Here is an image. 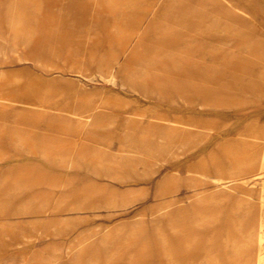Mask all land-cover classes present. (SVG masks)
<instances>
[{"label":"rangeland","instance_id":"rangeland-1","mask_svg":"<svg viewBox=\"0 0 264 264\" xmlns=\"http://www.w3.org/2000/svg\"><path fill=\"white\" fill-rule=\"evenodd\" d=\"M42 2L0 0V264H264V0Z\"/></svg>","mask_w":264,"mask_h":264},{"label":"bare ground","instance_id":"bare-ground-1","mask_svg":"<svg viewBox=\"0 0 264 264\" xmlns=\"http://www.w3.org/2000/svg\"><path fill=\"white\" fill-rule=\"evenodd\" d=\"M17 2V1H16ZM41 2H42V0H41ZM18 3V2H17ZM42 4H43V2H42ZM34 6V5H33ZM27 8V7H26ZM13 9V8H12ZM28 9V8H27ZM30 9V8H29ZM28 9V10H29ZM48 9V8H47ZM25 10V9H24ZM42 10V9H41ZM47 11V10H46ZM11 12H13V11H11ZM44 12V11H43ZM42 12V14L44 15V13ZM21 13V12H20ZM47 13V12H46ZM45 16H46V14H45ZM16 18V17H15ZM40 18V17H39ZM15 21H13V23H14ZM35 26V25H34ZM43 26V25H42ZM13 27V26H12ZM37 27H39V26H37ZM26 33V32H25ZM27 35V34H26ZM29 36V35H28ZM29 38V37H28ZM46 38H47V36H46ZM49 38V37H48ZM52 38V37H51ZM54 39V38H53ZM33 40V39H32ZM39 41H41V40H39ZM46 41H48V40H46ZM21 42V41H20ZM19 42V43H20ZM28 42H30V41H28ZM34 42V41H33ZM37 42H38V40H37ZM44 42V41H43ZM36 43V42H35ZM41 43H42V41H41ZM34 44V43H33ZM44 44V43H43ZM54 45V44H53ZM18 46H19V44H18ZM41 46V45H40ZM42 47V46H41ZM21 48V47H20ZM34 48V47H33ZM51 48V47H50ZM53 48V47H52ZM0 49H3V48H0ZM3 52H4V49H3ZM51 52V51H50ZM39 53V52H38ZM27 54V53H26ZM37 54V53H36ZM48 54V53H47ZM46 54V55H47ZM29 55H31V54H29ZM45 55V56H46ZM33 56V55H32ZM35 56V55H34ZM41 56V55H40ZM40 58V57H39ZM32 60V59H31ZM43 60V59H42ZM35 61V60H34ZM45 140V139H44ZM22 141V140H21ZM46 142V141H45ZM49 144V143H48ZM48 146H46L45 144H42V145H40L39 146V148L42 150V155L44 156V157H46V158H48V159H53V160H57V161H60V162H62V161H64V159H67L66 161L68 162V159H69V153L68 152H66V153H59V152H55V153H48V152H46V148H47ZM133 153V152H132ZM135 153V152H134ZM147 154H149V152L147 153ZM129 157V156H128ZM103 166V165H102ZM213 172L215 173V174H217V177H213L214 178V181H216V182H218V181H223L222 179H223V177H221V172H220V170H219V168L218 167H216V166H213ZM234 172H232V174H233ZM213 180V179H212ZM225 180V179H224ZM35 183L37 182V179L34 181ZM24 183V182H23ZM235 184V183H234ZM230 188H228L227 186H222L221 188H219L215 193H213L212 194V197H211V202H213V203H215L217 200H222V199H224L225 197H227V196H229V195H227V191L229 190ZM205 191V190H204ZM231 192V191H230ZM208 193V192H207ZM209 193H210V191H209ZM83 194V193H82ZM207 195V194H206ZM227 195V196H226ZM209 196V195H208ZM78 197V196H77ZM232 197V196H231ZM74 198H76V196L74 197ZM73 199V198H72ZM194 199V198H193ZM230 199V198H229ZM232 199V198H231ZM236 199V198H235ZM73 201V200H72ZM93 201V200H92ZM67 202V201H66ZM65 202V203H66ZM220 203V202H219ZM68 204H70V203H68ZM94 204V203H93ZM192 204H193V202H192ZM199 204V203H198ZM65 205V204H64ZM84 205V204H83ZM194 205V204H193ZM200 205V204H199ZM206 205H208V204H206ZM211 205V204H210ZM217 205H218V203H217ZM228 205V204H227ZM82 206V205H81ZM87 206V205H86ZM94 206V205H93ZM195 206V205H194ZM203 206V205H202ZM96 207V206H95ZM209 207V206H208ZM230 207V206H229ZM86 208V207H85ZM193 208V207H192ZM205 208V207H204ZM203 208V209H204ZM231 208V207H230ZM235 208V207H234ZM238 208V207H237ZM197 209V208H196ZM206 209V208H205ZM220 209V208H219ZM233 209V208H232ZM76 210H78V209H76ZM193 210H195V209H193ZM209 210V209H208ZM202 211H204V210H202ZM206 212V211H205ZM243 212H245V211H243ZM251 212V211H250ZM250 215V214H249ZM182 218V217H181ZM196 218V217H195ZM206 219L205 220H207V221H209V222H211L212 224H215L216 222H219L220 221V218H219V213H218V211L216 210V209H212V211H211V213H210V215H207V217H205ZM223 218V217H222ZM179 220V219H178ZM239 221H241L242 219H238ZM188 221V220H187ZM245 222V221H244ZM243 222V223H244ZM247 222V221H246ZM193 223V222H192ZM242 223V224H243ZM184 224V223H183ZM220 224H222L221 222H220ZM252 224V223H251ZM259 224H260V222H259ZM207 225V224H206ZM228 225V224H227ZM190 226V225H189ZM228 226H230V224L228 225ZM233 226V225H232ZM261 226V225H260ZM227 227V226H226ZM234 227H235V225H234ZM243 227V226H242ZM182 228V227H181ZM185 228V227H184ZM192 228V227H191ZM233 228V227H232ZM243 228H245V227H243ZM187 229V228H186ZM185 229V230H186ZM202 229H203V227H202ZM235 229H236V227H235ZM237 229H240V225L237 227ZM164 230V229H163ZM194 230V229H193ZM244 230V229H243ZM254 230V229H253ZM253 230H252V233H254L253 232ZM260 230V229H259ZM168 231H169V229H168ZM190 231V230H189ZM225 231V230H224ZM245 231V230H244ZM258 232V231H257ZM146 233V232H145ZM192 233V232H191ZM191 233H188V234H191ZM181 234V233H180ZM237 234V233H236ZM258 234H260V233H258ZM168 235V234H167ZM184 235V234H183ZM193 235H194V233H193ZM192 235V236H193ZM198 235V234H197ZM218 233H215V235L214 236H211V238H210V240H211V244H212V246L211 247H208L207 249H204V251H203V254H204V262H205V264L207 263V264H221L220 263V261H219V259H218V249H217V247H216V241H217V238H218ZM225 235H226V233H225ZM142 236V235H141ZM140 236V237H141ZM190 236V235H189ZM239 236V235H238ZM260 236V235H259ZM258 236V237H259ZM201 237V236H200ZM253 237V236H252ZM206 238H208V237H206ZM233 238V237H232ZM251 238V237H250ZM118 239V238H117ZM143 239V238H142ZM182 239V238H181ZM235 239V238H234ZM253 239V238H252ZM262 239V238H261ZM261 239H259V241L261 240ZM230 240V239H229ZM228 240V237L227 238H225V240H224V249L225 250H227V251H225V253H227L228 255H230V256H235V254H239V252H238V249H234V250H232L233 252H230L229 253V251H228V247H229V241ZM258 240V239H257ZM139 241V240H138ZM250 242V241H249ZM259 243V242H258ZM205 245V244H204ZM259 245V244H258ZM228 246V247H227ZM193 247V246H192ZM252 247V246H251ZM258 247V246H257ZM173 248V247H172ZM222 248V247H221ZM254 248V247H253ZM91 249V248H90ZM201 249H202V247H201ZM200 249V250H201ZM242 249V248H241ZM253 250V249H252ZM175 251V250H174ZM190 251V250H189ZM143 252V251H142ZM159 252V251H158ZM182 252H183V250H182ZM182 252L180 253V254H182ZM187 252V251H186ZM129 254V253H128ZM136 254H137V252H136ZM145 254V253H144ZM179 255V254H178ZM244 255V254H243ZM254 255V254H253ZM258 255V254H257ZM84 256H86L85 254H84ZM118 256H120V255H118ZM117 256V257H118ZM176 256V255H175ZM259 256V255H258ZM125 257V256H124ZM186 257H188V254H187V256ZM186 257L184 258V259H186ZM257 257V256H256ZM161 258V257H160ZM181 258V257H180ZM201 258V257H200ZM254 258V257H253ZM102 259H104V258H102ZM162 259V258H161ZM161 259H159L160 261H161ZM178 259V258H177ZM242 259V258H241ZM141 260V259H140ZM180 260V259H179ZM187 260H189V258L187 259ZM192 260H194V259H192ZM197 260H199V258L197 259ZM240 260V259H239ZM116 261H118V260H116ZM125 261V260H124ZM158 261V260H157ZM180 261H182V260H180ZM238 261V260H237ZM120 262V261H119ZM138 262H140V261H138ZM183 262V261H182ZM195 262V261H194ZM197 262V261H196ZM226 262H228L227 261V259H226ZM260 262V261H259ZM146 263V262H145ZM201 263V262H200ZM137 264V263H136Z\"/></svg>","mask_w":264,"mask_h":264}]
</instances>
